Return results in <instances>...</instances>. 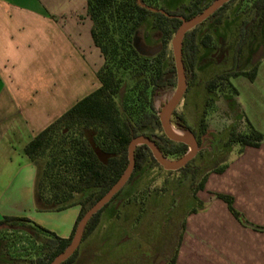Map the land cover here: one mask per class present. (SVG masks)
<instances>
[{
	"label": "trees",
	"instance_id": "1",
	"mask_svg": "<svg viewBox=\"0 0 264 264\" xmlns=\"http://www.w3.org/2000/svg\"><path fill=\"white\" fill-rule=\"evenodd\" d=\"M164 1L87 0L86 14L91 20L90 35L103 58V63L96 72L99 85L36 133L23 147V153L37 169L35 181L37 208L59 211L72 205H79V213L67 238L57 236L26 217L3 215L0 218V230H12L16 224L28 225L41 231L46 238L42 244V251L37 256L26 261L17 260L16 263L2 258L0 264H49L62 253L69 245L83 214L125 171L128 162L127 147L134 137L144 136L153 141L165 159H178L186 153L187 144L169 139L163 132L161 113L155 108L154 100L163 87L175 84L176 69L169 42L176 29L183 20L194 17L213 0H189L187 4L181 3L173 9L167 8ZM230 1L232 0L223 3L205 20L183 34L180 51L185 89L195 83V68L200 47L207 48L211 42V36L199 34L200 25L207 21L213 24L221 23ZM248 11L252 13L250 21L259 25L264 18V0H252ZM250 21L247 19L241 21L231 69L217 73L207 80L205 86L212 95L204 100L205 106L211 101H216L215 89L224 85L228 75L242 74L251 80L254 78L256 65L249 70H234L236 60L247 40ZM145 23L158 35V44L150 47L146 54L140 53L133 43L134 34ZM124 83H127V86L119 99ZM227 85L231 88L229 82ZM232 90L237 94L234 88ZM174 109L169 118L170 123L192 134L198 146L199 138L206 129L203 115L199 120V129H195L189 124L184 113L177 114ZM87 130L92 131L91 140L97 149L106 155L104 162L99 159L91 143L85 138L84 133ZM221 134L225 139L221 144L224 151L235 142L241 147H258L264 140V130L255 129L248 121L245 132L236 131L231 126ZM133 161V169L127 181L90 217L84 227L81 241L99 223L107 207L110 206L109 213L116 214L120 203L135 191L127 190L128 185L134 186L142 180L146 170L153 168L168 172L183 170V176L190 174L194 179L197 177L195 173L198 174L197 167L189 162L175 170H164L144 143L134 147ZM225 167L226 165L206 169L205 175H201L200 172L198 184H192L193 189H196L195 191L204 189L209 170L220 173ZM216 197L222 199L231 214L240 220L239 213L232 206L231 196L216 194ZM117 211L119 212V209ZM76 252L77 249L59 264H72ZM175 256L176 253L170 255L163 264H177Z\"/></svg>",
	"mask_w": 264,
	"mask_h": 264
},
{
	"label": "rangeland",
	"instance_id": "2",
	"mask_svg": "<svg viewBox=\"0 0 264 264\" xmlns=\"http://www.w3.org/2000/svg\"><path fill=\"white\" fill-rule=\"evenodd\" d=\"M251 1H230L221 23L207 21L199 27V34H208L211 42L207 48L200 47L195 83L184 90L174 109L177 114L184 113L195 129H199V120L203 115L205 132L199 138L195 154L187 161L197 167V177L194 179L190 174L183 176V170H146L142 180L134 186L128 185L127 190L135 191L120 203L119 212L116 209L115 215L109 213L110 206L102 211L99 223L80 242L72 264H163L170 255L177 254L191 209L202 219H207L204 235L210 245L230 250L233 247L238 250L264 248V237H258L264 234V140L259 147H241L236 142L226 151L221 147L225 141L221 133L228 127L245 132L248 121L255 129L264 130V18L259 25L250 21L252 13L248 9ZM188 2L165 0L163 3L173 9ZM243 19L249 20L250 26L234 70H249L256 65V74L252 80L242 74L228 75L226 81L231 88L225 81L223 86L215 89L216 101L205 106L204 100L212 95L206 89L207 80L233 66L232 55ZM133 43L140 53L146 54L150 47L158 44L157 32L145 23L134 34ZM169 49L172 55L171 40ZM54 62L64 75L77 68L76 60ZM85 72L81 98L99 85L95 74ZM178 83L176 73L175 84L159 91L154 106L160 113L172 101ZM126 86L127 83H124L119 99ZM179 130L185 137L195 140L189 132ZM91 135L90 130L84 133L104 162L106 155L97 149ZM224 165L226 167L221 173L208 171L203 190L193 189L192 184H198L200 172L205 175L208 169ZM4 188H0L2 198L11 195L9 189L3 192ZM216 194L232 196L233 207L239 213V223ZM0 211L7 210L2 207ZM45 238V234L28 225L16 224L12 230H0V261L3 258L14 263L37 256L42 251Z\"/></svg>",
	"mask_w": 264,
	"mask_h": 264
},
{
	"label": "crops",
	"instance_id": "3",
	"mask_svg": "<svg viewBox=\"0 0 264 264\" xmlns=\"http://www.w3.org/2000/svg\"><path fill=\"white\" fill-rule=\"evenodd\" d=\"M86 3L0 0V188L11 193L0 197V210H7L0 211V217H26L62 238L70 235L80 207L37 208V169L23 147L81 98L85 70L96 75L103 63L90 35ZM54 60H76L77 68L64 75ZM206 225L207 219L197 212L187 215L177 264H264V248L230 250L210 245L204 235Z\"/></svg>",
	"mask_w": 264,
	"mask_h": 264
},
{
	"label": "water",
	"instance_id": "4",
	"mask_svg": "<svg viewBox=\"0 0 264 264\" xmlns=\"http://www.w3.org/2000/svg\"><path fill=\"white\" fill-rule=\"evenodd\" d=\"M228 0H213L208 6H206L200 13L195 15L194 17L188 19V20H183L182 24L176 29L172 39H171V50H172V56L174 59V64H175V69L176 73L179 78V83L177 87V91L172 99L171 102H169L165 108L166 110L161 113L160 116V121H161V126L163 129V132L165 135L172 140H177L181 141L188 146V150L186 153L181 156L180 158L174 160V161H168L166 160L162 154L160 153L159 149L155 145L153 141L150 139L144 137V136H137L134 137L128 144L127 151H128V162L127 166L125 168V171L121 175V177L116 181L114 185H112L109 190L99 199L97 200L80 218L78 221L75 231L73 234V237L69 243V245L65 248V250L60 253L58 256H56L49 264H59L63 260H65L67 257H69L79 246L82 233L84 230V227L87 223V221L90 219V217L96 213L100 208H102L111 198L112 196L123 187L125 182L127 181L128 177L131 174V171L133 169V151L134 147L138 144L144 143L148 146L150 149L153 157L155 160L164 168L167 170H175L183 166L184 164L187 163V161L193 157L197 150V144L194 139H190L187 137H175L173 136L167 128V123H170V115L172 110L175 108L177 102L179 101L182 93L185 90V75L183 71V65H182V59H181V51L180 47L179 49L177 48V43L181 42V38L183 34L188 31L189 29L193 28L197 24H199L201 21L205 20L212 12H214L218 7H220L223 3L227 2ZM164 108V109H165ZM189 147L190 150H189Z\"/></svg>",
	"mask_w": 264,
	"mask_h": 264
},
{
	"label": "bare ground",
	"instance_id": "5",
	"mask_svg": "<svg viewBox=\"0 0 264 264\" xmlns=\"http://www.w3.org/2000/svg\"><path fill=\"white\" fill-rule=\"evenodd\" d=\"M180 47V44L179 42L177 43V48L179 49ZM168 106V105H167ZM167 108V107H166ZM166 108L164 109V111L166 110ZM167 128H168V131L175 137H178V138H181V137H184V134L179 130L177 129L176 127H174L172 124L170 123H167ZM191 147H189V150H190Z\"/></svg>",
	"mask_w": 264,
	"mask_h": 264
}]
</instances>
